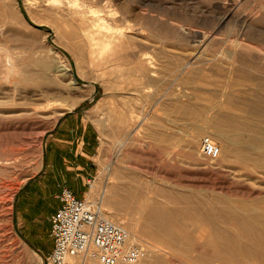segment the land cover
<instances>
[{"label": "rangeland", "instance_id": "rangeland-1", "mask_svg": "<svg viewBox=\"0 0 264 264\" xmlns=\"http://www.w3.org/2000/svg\"><path fill=\"white\" fill-rule=\"evenodd\" d=\"M109 1L119 25L107 67L59 42L52 24L34 20V3L14 0L25 24L3 20L0 5V264H49L50 252L36 247L45 235L22 231L15 208L58 123L72 112L94 134L82 195L101 200L107 216L124 221L138 237L132 240L148 248L133 264H220L206 242L207 198H216L221 225L231 230L230 206L245 199L264 207V168L225 148L243 136L264 143V109L241 108L264 97V0ZM63 59L76 81L56 70ZM113 66L122 70L118 81ZM223 113L243 119L241 133L222 124ZM206 135L221 146L217 158L202 151ZM150 208L162 216L150 218ZM47 222L41 216L35 226L44 230Z\"/></svg>", "mask_w": 264, "mask_h": 264}, {"label": "bare ground", "instance_id": "bare-ground-1", "mask_svg": "<svg viewBox=\"0 0 264 264\" xmlns=\"http://www.w3.org/2000/svg\"><path fill=\"white\" fill-rule=\"evenodd\" d=\"M26 1L34 3L35 5L34 4L33 5L36 6L40 11L39 15L37 16L33 15L34 20L35 19L38 20V23L40 22L43 23V21H45L46 23H50L53 25L59 42L65 43L67 46L73 47L82 54L84 59H88L97 66L107 67L110 65L112 59V52L114 49V46L112 44L114 30L116 29L114 27L119 25L116 22L117 14H115L113 3L111 1L109 0H26ZM0 5H2L4 9L1 14L3 20L12 21V19H16V21L19 20L20 23L25 24L24 20L20 16L19 11L17 10L14 4V0H8V1L0 0ZM180 37L183 36L180 35ZM50 47L52 49L54 48V51L57 52L58 54L60 53L59 51H61L60 49L56 48L54 45ZM60 56L62 57V55ZM113 69H115L116 72L118 71V73L115 75V81H118V79L121 78L122 76V72H121L122 70L119 67H114V66ZM56 70L58 72L70 73L72 75V78L76 81L73 70L70 66V61L68 59H63L62 63L56 66ZM8 71L6 72L7 76L9 74ZM260 84L264 85V80L261 81ZM262 101L264 102V97ZM262 101L247 102L246 100H244V104L241 106V108L247 110L250 113H258L261 110L263 111L264 109V103H262ZM241 119L240 117L238 118L230 113H223L220 115L219 118L222 124L224 123L223 125H230V127H232L233 129H238V131L245 124L242 121L243 119L242 120ZM248 139L249 138L247 139L244 138V136L243 138L242 137L236 138L235 141H232L235 142L236 144V146L234 145L235 147L229 146L228 143L229 142L231 143V140H229V142H227L228 146H226L225 148L227 149V151H229L232 157L239 159L243 163L252 162L255 166L264 168V145H263L264 143L262 144L260 142V144H257L256 142L250 141ZM257 194H260L259 191ZM243 197H246V195ZM251 197L254 198V196L252 195ZM259 197L261 200V196ZM240 198L238 199L240 200ZM252 199H250V202ZM215 200L216 198L213 199L207 198V202L211 204V206L209 207L211 210L209 211L207 210L205 213V217H206L205 220L207 224L210 226V229L212 231L211 237L208 238L206 242L207 245L213 246L215 248V255H213L214 258L220 260V264H233V261H231L229 257L244 256L245 258H249L250 261L248 262H251V264H257V263L263 264V262L260 259L262 258V260L264 261V207H260L259 205L255 206L254 203L249 204V201L248 200L245 201V199L244 200L242 199L243 202L237 200L238 206H235L236 210L233 209L234 206H230V210H227V212L225 213V215L233 217L236 223V228L231 230L229 227H224L221 225L222 222L221 215L223 216L224 213L214 208L213 203ZM262 200L264 201V197ZM244 201L245 203L247 202L248 204L247 203L244 204ZM216 211H218V213H216ZM148 213L150 215V218L152 219H155L158 214H160L159 216H162L161 212L157 213L156 209H152V208L149 209ZM104 215L107 218L116 221V218L114 219L109 217L111 214L107 216V214L105 213ZM230 217L225 218V220L229 219ZM117 222L123 223L126 227L129 226L126 225V223L122 220L118 221L117 219ZM160 224L163 223L161 222ZM161 227L165 228L163 225H161ZM130 230L132 236L138 238L137 235H135L132 232V229ZM167 240L169 241V239ZM255 254L259 259H254ZM90 261H94V260H90ZM207 264H212V263L207 262ZM242 264H247V262L245 263L244 261Z\"/></svg>", "mask_w": 264, "mask_h": 264}, {"label": "built area", "instance_id": "built-area-1", "mask_svg": "<svg viewBox=\"0 0 264 264\" xmlns=\"http://www.w3.org/2000/svg\"><path fill=\"white\" fill-rule=\"evenodd\" d=\"M201 147L204 155L211 158L221 153V146L210 135L203 137ZM58 197L60 205L51 215L53 248L47 255L49 264H74L76 257L80 264L89 260L98 264H133L147 257L148 248L132 240L123 223L104 215L101 200H93L88 193L79 195L67 185Z\"/></svg>", "mask_w": 264, "mask_h": 264}, {"label": "crops", "instance_id": "crops-1", "mask_svg": "<svg viewBox=\"0 0 264 264\" xmlns=\"http://www.w3.org/2000/svg\"><path fill=\"white\" fill-rule=\"evenodd\" d=\"M79 116L78 112L68 113L58 123L40 172L22 187V194H19L16 203L17 221L23 227L21 230L33 228L34 237L45 235L44 242L36 243V247L44 254L53 248L51 215L60 205L58 194L67 185L82 195L84 189L79 184L80 176L90 172L94 134L87 128L86 122L78 121ZM41 216L48 219L44 230L35 226ZM72 261L80 264L77 257ZM87 264L98 263L88 261Z\"/></svg>", "mask_w": 264, "mask_h": 264}]
</instances>
